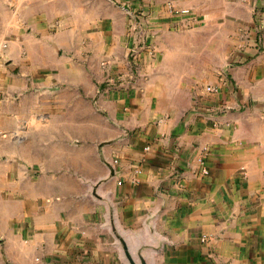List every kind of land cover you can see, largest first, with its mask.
<instances>
[{
    "label": "crops",
    "instance_id": "crops-1",
    "mask_svg": "<svg viewBox=\"0 0 264 264\" xmlns=\"http://www.w3.org/2000/svg\"><path fill=\"white\" fill-rule=\"evenodd\" d=\"M0 1L2 27L4 2L17 11L10 54L27 74L0 65V123L34 116L37 58L62 57L67 86L57 130L21 139L15 128L9 145L0 126V264H264V0H177L209 29L192 52L169 0ZM130 11L171 49L100 95L102 60L126 72ZM92 73L97 83L80 86ZM21 157L40 173L20 179Z\"/></svg>",
    "mask_w": 264,
    "mask_h": 264
},
{
    "label": "rangeland",
    "instance_id": "rangeland-1",
    "mask_svg": "<svg viewBox=\"0 0 264 264\" xmlns=\"http://www.w3.org/2000/svg\"><path fill=\"white\" fill-rule=\"evenodd\" d=\"M176 1L177 0H169L167 2V6L170 12H172L171 7H177L178 9H188L187 13L175 14L172 12V14L177 18V20H179L180 23V25H178L179 27L177 29L178 31L177 33L179 35L185 36L187 38L189 37L191 39L190 41L185 40V42L183 43L187 45L189 50L192 52V50H196V48H198L200 45L203 46V38L205 34H207L209 29H204L203 25L205 23V20H203L204 17L200 15L201 12L197 9V7L195 6L179 7L177 6ZM1 3L2 1H0V5ZM4 7L7 8V10L3 11V13L5 12V16L3 18V27L0 25V32L3 33V35L0 36V65L4 66V68L7 69L9 73H14L15 75L19 76L20 79H23L24 77L25 78L27 77V74L23 73L22 71L23 63L20 62V60H22L23 57L21 58L20 56L21 59L20 58L14 59L10 54L13 45V41H11V29L13 24L12 21L16 16L17 11L14 8H12L10 2L9 3L4 2ZM195 11L197 13L199 11L198 13L199 15L197 14L198 16L195 15L196 13ZM129 15L132 20L131 29L132 32L135 33V36L133 41L130 42V45L127 50L128 58H127V63L125 65L126 72L116 73L112 70L113 64L112 66H110L111 65L110 61H108L107 59L102 60L100 64H101V72L103 78L102 80H100L99 84L101 86V90L100 92H98L100 95H101V91L103 92L104 90L105 92L120 90L123 87H125L123 86L124 83L128 84V86H132V84H134L137 79H140V77L145 76L139 73L142 64L141 61L144 57L145 59L150 61V64L148 66L149 68H151L152 66L157 67L159 66L158 60L161 58L159 57L160 53L164 52L165 50L171 49L170 45L164 44L162 46H159L157 42L153 40L151 36L152 34L149 33L147 27L143 26L145 24L146 17L142 12L130 11ZM193 16L194 18L192 21L191 18ZM19 25L21 28H23L25 32L28 30L27 26L21 25L20 23ZM193 27H198V28L201 27V28L191 31ZM211 31L213 32V28ZM50 44L53 48L57 50V53H59L55 42L51 41ZM176 44H180V42ZM22 45L23 43L21 42L19 44L20 50H23ZM201 48L203 50L204 47ZM61 54L62 53L60 52L59 55ZM61 60L62 57H51V58L40 57L36 59L35 64L36 66H39L34 74L36 78V83L34 86L28 87V89L26 90V92L28 91L33 93V97L35 98V103H37L36 112L34 116L31 115L30 118H28L26 115L24 117H20L18 121L15 120L12 121L11 117L7 116L8 117L7 120L2 121L3 123H0V126H3L4 128V135L6 137H10V138H5L6 139L5 144L7 143L10 145L8 140L11 139V135H12L11 133L13 132L12 130L15 128L19 131L21 139H23V137L26 135L27 137H30L28 135L30 134L29 131L31 128L33 131L34 130L37 131L38 129L41 128H44L43 130L48 129V131H53V130H57L59 126H62V124L58 122H60L59 119L61 117L64 118L66 116L67 106L64 104L62 107L60 106L59 102H63L60 99V94L63 96L65 95V89L67 88V86L65 85L66 83L63 80L59 79V69H56L54 67L55 65L59 64ZM165 61L167 62L166 63L167 65L172 66L171 62L173 60L171 58L166 59ZM44 66L48 68L49 72L43 70ZM44 72L50 73L51 78L48 83H41L38 80L40 77H45L44 75H47ZM56 73H58V75ZM91 79L93 80V84L95 82L97 83V81L94 79V74L92 73V74H87L86 76H82L79 85L81 86L87 82L90 83L92 82ZM173 93H174L173 98H175L176 101L181 99L180 98L182 95L181 91L175 90L173 91ZM12 94L13 95L4 93L2 96L3 98H9L8 101H10L12 98L11 96L15 95L14 93ZM99 94L97 95L96 98L95 95L92 94H90L92 96L89 95V98L93 101V104H95V108L97 111L99 109L98 108L99 107L98 101L100 97ZM69 96H71V94ZM42 100L46 101L48 106L47 107L41 106V109L39 110V103H43ZM95 101H97V103ZM8 104L10 105V102H8ZM35 140H37V143H39V146L41 147V145H49L51 142L55 141L56 138L51 137L48 138L47 140L46 139L44 140L43 138L39 139L38 136ZM36 156L39 155L36 154ZM4 162L5 163L12 162L10 154L4 153ZM26 162H27L26 159L22 157L20 158V164L22 168L21 170L23 172V174H20V179L28 178L27 176L28 173H30L29 175L31 174L38 175L40 173V171L37 170L34 171L23 168L22 165H25L26 167ZM23 175L25 177H22ZM10 190H11V181H9L4 185V194L9 193Z\"/></svg>",
    "mask_w": 264,
    "mask_h": 264
},
{
    "label": "built area",
    "instance_id": "built-area-1",
    "mask_svg": "<svg viewBox=\"0 0 264 264\" xmlns=\"http://www.w3.org/2000/svg\"><path fill=\"white\" fill-rule=\"evenodd\" d=\"M171 11L175 14H178V13H187L188 12V9H178L177 7H171ZM207 90L210 91V92H215L218 90L217 87H212V86H208L207 87ZM148 149V148H146ZM201 163H203V159H201ZM203 172H207L206 169H203Z\"/></svg>",
    "mask_w": 264,
    "mask_h": 264
},
{
    "label": "water",
    "instance_id": "water-1",
    "mask_svg": "<svg viewBox=\"0 0 264 264\" xmlns=\"http://www.w3.org/2000/svg\"><path fill=\"white\" fill-rule=\"evenodd\" d=\"M131 264H135L134 261L131 259Z\"/></svg>",
    "mask_w": 264,
    "mask_h": 264
}]
</instances>
